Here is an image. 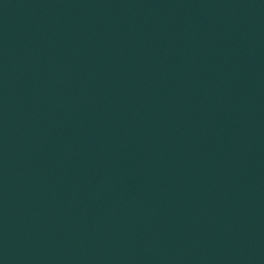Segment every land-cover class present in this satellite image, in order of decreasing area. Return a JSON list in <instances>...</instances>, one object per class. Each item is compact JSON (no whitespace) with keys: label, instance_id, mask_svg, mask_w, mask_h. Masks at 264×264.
Wrapping results in <instances>:
<instances>
[{"label":"water","instance_id":"1","mask_svg":"<svg viewBox=\"0 0 264 264\" xmlns=\"http://www.w3.org/2000/svg\"><path fill=\"white\" fill-rule=\"evenodd\" d=\"M96 264H264V88L158 213Z\"/></svg>","mask_w":264,"mask_h":264}]
</instances>
